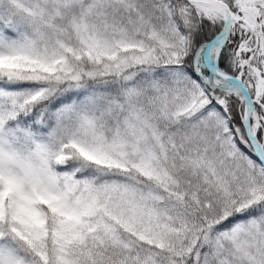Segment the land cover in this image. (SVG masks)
<instances>
[{
	"label": "snow or ice",
	"instance_id": "snow-or-ice-1",
	"mask_svg": "<svg viewBox=\"0 0 264 264\" xmlns=\"http://www.w3.org/2000/svg\"><path fill=\"white\" fill-rule=\"evenodd\" d=\"M0 264H264V0H0Z\"/></svg>",
	"mask_w": 264,
	"mask_h": 264
}]
</instances>
